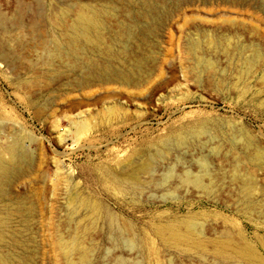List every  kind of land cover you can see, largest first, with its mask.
Segmentation results:
<instances>
[{"label": "rangeland", "instance_id": "374dc122", "mask_svg": "<svg viewBox=\"0 0 264 264\" xmlns=\"http://www.w3.org/2000/svg\"><path fill=\"white\" fill-rule=\"evenodd\" d=\"M204 1L184 0L178 5L175 0L174 17L171 14L165 21L166 25L160 27L159 32L147 42L136 28L131 40L122 43L123 48L125 45L129 47H125L126 50L131 48L126 51L128 55L124 52L117 64L124 68L141 51L162 59L158 64L163 63L167 53L174 55V61H169L171 67H163L166 74L161 78L162 82L156 80L160 87L157 93L152 95V89H148L149 92L138 94L136 99L126 102V94L119 98L114 95L117 85H110L113 90L105 91L108 97L99 104L71 108L69 103L77 105L80 99V91L74 85L86 69L80 60L57 53V49L62 50L64 46L63 22L74 21L77 14L88 6L110 8L117 13L113 21L116 29L117 23L130 19V6L124 0H0V109L6 113L0 111V115L2 113L6 117L0 119V148L21 138L29 151V160L33 161L25 166V175L9 189L8 200L0 202V206L11 213L10 232L0 246V264H67L66 255L56 247V239L65 235L61 233L68 232V194L75 190L85 197L103 200L117 214L128 217V209L123 214L119 213L115 200L100 190L93 168L99 163L106 164L117 153L123 155L131 152L133 147H138L140 138L165 137L172 130L175 133L183 132L185 126L203 113L212 121H234L239 128L249 129L264 148V105L257 103L258 95L255 94L257 89L264 87V81L249 78L251 91L241 98L236 90H224L227 83H235L238 77L233 69L232 57L226 56L222 49L217 48L216 51L213 44L205 41L204 48L210 54L208 57L215 59L218 67L216 78L222 75L226 81L223 87L216 88L214 81L209 82L211 78L206 77L204 86H200L193 69L194 61L185 48L189 37L200 40L203 34L210 33V36H220L224 45L226 42L231 50L234 49L231 56L237 54L239 47L246 50L245 56H249L255 44L254 47L260 46L264 54V0H209V6ZM200 16L206 20H199ZM226 18L235 19L239 24L234 27L226 22ZM226 36L232 39L233 44L240 45L238 49L230 46L225 40ZM184 74L186 77L182 76ZM210 83L212 85L207 88ZM187 87L190 92H187ZM98 91L96 96L104 94L102 90ZM145 93H149V96ZM114 103L119 106V114L111 117L107 108ZM158 107L159 111L154 113ZM38 108L42 109V115L37 113ZM80 112H84L83 116L88 122L97 124L99 133L94 134L93 131L90 136L79 140L67 133L66 130L72 126L68 117ZM119 125L122 126L120 131L115 132L114 128ZM61 135L67 138L62 143ZM217 140L226 151L229 150L222 136ZM198 152L199 146L193 142L192 148H175L171 155L175 164H190ZM220 159L216 158L215 164L224 162L229 167L228 161ZM55 160L64 164L62 172H73L72 183L63 181L65 174L56 175ZM177 169L178 172L182 171L181 166ZM255 173L258 178L256 198L258 205H263L264 209V171L259 169ZM56 178H60V181H54ZM224 186L212 195L181 190L176 193L177 196L166 197L168 199L164 203L158 199L168 190L151 191L148 196L154 194V197L148 198L153 203H147L146 217L139 219L140 211L131 217L140 227H146L145 222L151 223L146 228L149 242L133 252L123 246L110 252L109 249L113 247L110 236L103 237L94 230L88 239V242L98 246L94 264H112L117 257L130 260L129 264H133L134 259L142 264H221V260L212 252L202 253L187 244L174 247L173 241H165L156 230L157 224L191 216L205 224V238L208 239L230 230L232 222H235L264 259V216L259 212L252 215L244 205H238L235 186ZM259 206L261 211L262 207ZM77 215L83 219L87 218L88 213L81 208ZM100 227H103L102 221L98 229ZM3 258L7 260L2 262Z\"/></svg>", "mask_w": 264, "mask_h": 264}, {"label": "bare ground", "instance_id": "6f19581e", "mask_svg": "<svg viewBox=\"0 0 264 264\" xmlns=\"http://www.w3.org/2000/svg\"><path fill=\"white\" fill-rule=\"evenodd\" d=\"M124 1L130 6V19L117 23L116 29L113 27L114 18L117 16L115 10L110 8H92L91 6L83 8L74 21L65 20L62 24L64 46L62 50L57 49V53L61 56L66 55L80 60L86 69L74 85L75 89L80 91V99L77 105H74V102H70L69 106L71 108L99 104L108 97L105 91L113 90L110 85H117L114 90L119 91V93L114 91V95H118L119 98L122 99L126 94V102L136 99L138 94L149 92L148 89H152L153 95L160 88L156 84V80L160 79L162 82V77L166 74L163 67L166 66L168 69L169 65L171 67L172 63L169 61L175 58L173 57L174 55L167 53L165 58L163 57V63L161 64L160 62L158 64L157 62L162 59H158L156 56L153 57V54H147V51L144 52L139 49L138 51L141 52L136 56L137 58L134 60L132 58V62L129 60L130 62L126 68L117 66L126 51L131 49L126 50V45L123 48L124 45L122 43L130 41L137 29L142 33L143 40L147 42L152 35L156 34L160 27L166 25V19L171 14L173 16V13L176 12L175 0ZM176 1L179 5L184 0ZM203 3L208 6L211 4L209 0H205ZM199 18L203 22L206 20L202 16ZM225 20L234 27L239 24L235 19L226 18ZM202 21L200 22L202 23ZM172 35L174 36V34ZM201 38L198 40L189 37L187 46H185L188 54L191 55V60L194 61L193 69L197 73L200 86L202 84L204 86L203 81L206 77L211 78H209V82L211 80L214 81L216 88L223 87L226 81V78L224 77V80L222 75H220L221 78H216L218 67L216 61H214L215 59L210 58L211 56L208 57L210 54L204 48L205 41L210 42L211 45L213 44L216 47V51L222 49L226 56L232 57L233 69L237 71L236 75L238 77L234 81L235 83H227L224 86V90H236V94L241 98L251 91L250 81L248 82L249 78L255 77L264 81V54L259 48L260 46L254 47L255 44L252 46L251 55L245 56L246 50L240 48L238 44H233L232 39L226 36L225 40L228 41L230 46L233 45L236 49L239 47L238 52L235 50L237 54L231 56V54H234L232 53L234 49L231 50L226 45L225 40L224 45L220 36L214 37L210 36V33H205ZM216 51H214V54ZM155 62L157 64H154ZM182 76L186 77L185 74ZM158 83L160 82L158 81ZM209 85H212V83L208 84L207 88L210 87ZM98 90H102L104 94L100 93L101 95L96 96L99 93ZM186 90L190 92V88L187 87ZM145 94L141 96H145ZM147 94L149 96V93ZM255 94L258 95L256 98L257 103L264 105V87L257 89ZM147 100L149 101V99ZM118 107L117 103L109 105L107 110L111 117L118 116ZM159 108L154 110V113L158 112ZM1 112L5 113L3 110ZM143 112L145 111L143 110ZM2 113L0 119L4 117ZM37 113L42 115V109L38 108ZM83 114L84 112H80L74 117H68L72 126L66 131L68 134H73L76 140L90 136L93 131L94 134H96L95 132L99 133L97 124L88 122ZM56 127H59V125ZM121 127L120 125L116 126L114 131L119 132ZM143 136L145 135L143 134ZM221 136L226 142L224 145L226 149H229L228 151L217 140ZM66 140V137L60 136L61 143ZM193 142L199 146L198 156L190 164H175V159L173 161V156L171 155L175 152V148H192ZM262 146L259 145L249 129L239 128L234 121H212L211 118L203 116V113L190 125L185 126L183 132L175 133V130H172L165 137L159 136L154 139L140 138L138 147H133L131 152L123 155L117 153L113 157L111 156L106 161V164L99 163L93 168L96 173L95 181L98 183L100 190L107 197L115 200L120 210L119 213L123 214L128 209V217L117 214L103 200L85 197L80 194L79 190H75V192L68 194V232L61 233L65 235H60L56 239V247L66 255L67 264H94V256L98 246L88 242L90 234L94 230L103 237L105 235L110 236V241L114 247V250L113 247L109 249L110 252L117 250L120 246L125 247L129 252L143 247L149 242L146 228L150 227L151 223L145 222L146 227H140L131 217H135L137 211L141 212L139 219L146 217V205L148 202H152L149 198L154 197V194L149 196L148 194L153 190H168L164 196L162 195L158 199L161 203H164L169 196H174L181 190L197 191L212 195L215 191L223 189V186L227 184L235 186L238 192L236 196L238 205H244L252 215L255 212H259L264 216L263 205L259 206V201L256 198L258 178L255 173L259 169L264 171V148ZM208 149L210 150L208 151ZM28 152L21 138L16 139L10 145H6V147L4 146V148H0L1 203L8 200L9 189L25 175V166L32 164L33 161L29 160ZM6 154H8V158ZM112 154L114 153L112 152ZM216 158H221L220 161L223 159L228 161L229 167L224 162L219 165L215 164ZM61 162L55 160L56 175L62 176V174H65L63 181L70 184L73 181V172H62L65 167ZM178 166L182 167L181 172L177 171ZM227 178H229L228 181H226ZM54 181L58 182L60 178H56ZM193 193L192 195H194ZM178 196L180 198V193ZM155 199L157 200V198ZM258 206L262 207L261 211ZM81 208L86 209L87 218L80 219L78 217L77 213ZM5 212L8 214L5 215ZM10 216L9 209L0 206V246L7 240L10 232ZM100 221L103 222V227L98 229ZM225 223H227L226 220ZM204 225L197 217L191 216L182 220L175 219L157 224L156 230L165 241H173L174 247H181L182 244H187L191 249L202 253L212 252L221 260V264H264V259L255 244L251 240H247L249 238L242 233L235 222H232L230 230H225L210 239L205 238L206 228ZM6 260V258H3L1 261L4 262ZM129 261L124 257H117L112 264H129ZM133 264L142 263L134 259Z\"/></svg>", "mask_w": 264, "mask_h": 264}]
</instances>
